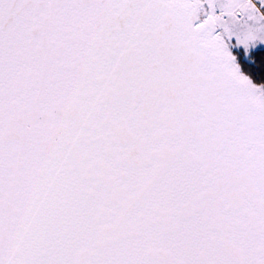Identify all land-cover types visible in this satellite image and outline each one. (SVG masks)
Listing matches in <instances>:
<instances>
[{
	"label": "snow or ice",
	"instance_id": "obj_1",
	"mask_svg": "<svg viewBox=\"0 0 264 264\" xmlns=\"http://www.w3.org/2000/svg\"><path fill=\"white\" fill-rule=\"evenodd\" d=\"M0 264H264V0H0Z\"/></svg>",
	"mask_w": 264,
	"mask_h": 264
}]
</instances>
